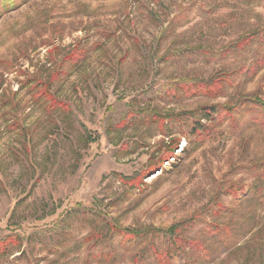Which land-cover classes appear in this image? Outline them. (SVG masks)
Masks as SVG:
<instances>
[{
  "label": "rangeland",
  "instance_id": "obj_1",
  "mask_svg": "<svg viewBox=\"0 0 264 264\" xmlns=\"http://www.w3.org/2000/svg\"><path fill=\"white\" fill-rule=\"evenodd\" d=\"M255 100L264 0H0V264H264Z\"/></svg>",
  "mask_w": 264,
  "mask_h": 264
},
{
  "label": "trees",
  "instance_id": "obj_2",
  "mask_svg": "<svg viewBox=\"0 0 264 264\" xmlns=\"http://www.w3.org/2000/svg\"><path fill=\"white\" fill-rule=\"evenodd\" d=\"M255 102L258 106H261L264 109V103H261L258 100H255ZM208 114L211 115V112H208ZM203 117L206 119H211L205 115ZM195 247L197 246L192 245L190 248L195 249ZM177 248H180V246H178ZM5 249H6V243L4 241L0 243V254H3L5 252ZM156 254L157 255L156 258L154 259V264H172V260L166 252H157ZM191 264H194V262H191Z\"/></svg>",
  "mask_w": 264,
  "mask_h": 264
}]
</instances>
